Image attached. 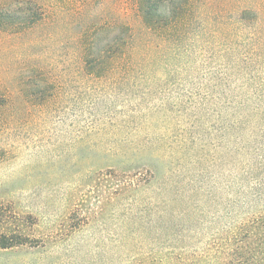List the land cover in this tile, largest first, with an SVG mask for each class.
<instances>
[{
    "label": "rangeland",
    "instance_id": "rangeland-1",
    "mask_svg": "<svg viewBox=\"0 0 264 264\" xmlns=\"http://www.w3.org/2000/svg\"><path fill=\"white\" fill-rule=\"evenodd\" d=\"M122 2L0 0L19 22L36 7L56 21L0 30V241L15 243L0 264H264V110L222 105L206 73L218 45L184 42L187 73L43 80L48 46L70 57L76 32ZM50 82L54 100L31 108L24 86Z\"/></svg>",
    "mask_w": 264,
    "mask_h": 264
},
{
    "label": "trees",
    "instance_id": "trees-1",
    "mask_svg": "<svg viewBox=\"0 0 264 264\" xmlns=\"http://www.w3.org/2000/svg\"><path fill=\"white\" fill-rule=\"evenodd\" d=\"M24 3L32 5L28 1ZM122 3V17L92 27L86 25L84 31L76 32L71 38L74 47L70 57L66 58L57 42L54 48L48 46V68L40 73L43 80H55L63 75L154 77L157 69L161 74L187 73L176 60L186 51L182 44L196 40L219 46L216 50L219 63L207 65L206 73L213 89L221 94L222 105L231 104L239 114L264 110V78L257 77L261 67L258 63H264V0H123ZM8 10L9 5L0 7V30L16 29V26L21 29L20 23L31 27L42 19L56 24L55 16L51 18L46 9L38 13L37 7L32 8L29 18L22 22L14 19ZM247 30L249 37L245 35ZM45 38L48 42L55 40V33L47 31ZM56 59H59L57 64H50ZM200 70L197 67L192 71ZM23 89L31 108L50 104L55 97L51 82L38 91L25 90V86ZM4 104L5 98L0 94V109ZM240 229L241 233L250 235L247 225ZM239 243L231 245L235 253L247 249V245ZM13 244L0 241V248ZM254 259L255 255L247 252L217 256L219 264H260Z\"/></svg>",
    "mask_w": 264,
    "mask_h": 264
}]
</instances>
